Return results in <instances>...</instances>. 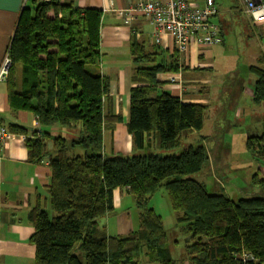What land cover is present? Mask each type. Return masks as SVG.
Here are the masks:
<instances>
[{
    "label": "trees",
    "instance_id": "obj_1",
    "mask_svg": "<svg viewBox=\"0 0 264 264\" xmlns=\"http://www.w3.org/2000/svg\"><path fill=\"white\" fill-rule=\"evenodd\" d=\"M100 22L97 9L28 0L7 49L10 110L34 117L37 127L24 144L29 160H47L50 169L52 214L34 207L28 215L31 264H138L141 257L157 264H264V194L235 201L189 177L203 169L208 155L202 142H182L188 131L202 129L207 105L184 103L163 89L161 74L177 72L178 65L156 62L137 41L129 47L134 68L125 123L133 152L104 154L103 133L121 116L113 112L109 80L86 68L99 61ZM249 70L255 76L252 100L263 103L264 63ZM77 146L83 154L69 155ZM244 146L264 166V129L247 136ZM253 178L264 189V178ZM162 186L179 231L188 237L181 259L172 257L162 218L148 206ZM116 189L132 195L139 211L137 227L120 236L99 224L114 211ZM123 237L133 245L122 246Z\"/></svg>",
    "mask_w": 264,
    "mask_h": 264
},
{
    "label": "crops",
    "instance_id": "obj_2",
    "mask_svg": "<svg viewBox=\"0 0 264 264\" xmlns=\"http://www.w3.org/2000/svg\"><path fill=\"white\" fill-rule=\"evenodd\" d=\"M56 1L72 7L93 8L101 11L99 61L88 66L94 73L99 72L109 80V96L113 102V112L121 116L120 122L113 124L112 128L105 129L103 133L105 155H128L133 152L131 138L125 125L128 118L129 92L132 86L131 75L134 68L133 55L129 50L132 41H137L146 50L154 53L156 62L174 60L178 65L177 72L161 74L163 78L169 76L174 78L173 82L165 83L162 86L163 89L171 95L179 97L184 103L206 104V110L209 109L208 101L202 94L207 90V84L211 80L203 76L206 71L202 68L207 65L205 63L210 59L211 46L197 45L192 41L188 52L185 55L179 54L174 48L171 36L164 34L161 42H155L153 25L143 15L135 14L125 24L123 17L117 11L134 5L137 0ZM195 1L198 4L203 2V0ZM27 2L28 0H0V64L7 52L22 8ZM214 3L218 12L213 17V21L220 27V42H223V35L230 31L231 26L238 27V31L243 28L244 33L249 31L250 36L247 44L250 43V47H247V49L249 48L247 54L250 55V59L255 65H262L264 63V23L250 21L244 12L242 0H214ZM252 80L250 88H247L246 85H239L235 90L232 89L236 99L235 105L228 106V103L225 102V106L222 107L221 113L226 108L233 110L231 122L226 118L218 120V128L220 126L222 129L238 127L241 139L238 147L244 156H247L244 146L245 138L249 135L259 134L264 129V102L260 104L253 102L252 89L255 79ZM33 121L34 117L27 111L12 112L10 110L7 78L0 80V124L4 125L8 131L13 132L9 129L12 125H19L26 130L33 129ZM75 131L77 129H73V132ZM189 132L191 131L185 134L182 146L193 143L191 137H188V135L192 136V134H188ZM202 143L209 160L213 162L212 158H215L214 153H217V149H210L211 147H207L204 141ZM213 145L217 147V143ZM47 147L51 149L49 141H47ZM230 151L226 149L223 152L226 155H232L233 153ZM0 156L2 157L0 164V264H31L35 246L29 242V236L33 231L32 223L28 217L29 212L34 207L51 212L47 192L50 181L48 162L44 160L37 163L29 160L24 140L18 138L5 140L0 147ZM256 167H258V172L259 168L262 169L264 166L256 162ZM125 192L124 189L113 191L114 209ZM106 216L109 218V214ZM125 221L128 222V219ZM100 226H104L110 235H125L121 234L122 232H115L116 234L109 232L108 226L105 224ZM170 229H166V233L171 255L173 258L181 259L187 236L181 234L180 225L176 222ZM130 230L126 232L128 233ZM172 232L175 234L170 235ZM132 245L131 241L126 247ZM138 264L157 263L149 262L145 257H141Z\"/></svg>",
    "mask_w": 264,
    "mask_h": 264
},
{
    "label": "rangeland",
    "instance_id": "obj_3",
    "mask_svg": "<svg viewBox=\"0 0 264 264\" xmlns=\"http://www.w3.org/2000/svg\"><path fill=\"white\" fill-rule=\"evenodd\" d=\"M244 32L243 28L238 31V27L231 26L230 31L223 35V42L211 45L210 59L206 61L205 64L207 65L202 68L206 71L203 76L211 80L207 84V90L202 94L208 101L209 109L206 110L202 129L199 132L191 131L188 133L192 134V136L188 135V137H191L193 143L204 141L207 147H211L210 149H217V153H214L215 158H212L213 162L208 157L203 169L200 172L189 175V177L204 183L209 193H225L235 201L239 198L264 194V189H262L260 184L254 182L253 178L255 173H258V177L261 178L259 176L260 171L257 172V160H254L248 152H245L247 156H244L239 151L238 145L241 139L238 127H235V129L231 127L222 129L220 126L218 128L219 119L221 121L222 118H226L229 122L232 120L233 114L231 112L233 110L230 108H226L221 113L225 102L228 103V106L236 104L232 89L235 90L239 85H246L247 88H250L252 79H255V76L248 68L252 64L255 65L250 59V55L247 54L249 49L247 47H250V43L247 44L250 32ZM86 68L90 72H94L89 66ZM60 126L59 124L54 125V127ZM61 127L63 128V126ZM59 130L54 132L59 131L63 134L62 136L71 140V137H69L70 132H63L60 128ZM49 142L51 143V141ZM214 143H217V147H214ZM226 149L231 150L230 152L233 154L226 155L224 153ZM179 150L180 148H176L173 151L179 152ZM141 152L137 151L138 154H141ZM160 152L163 153L164 151ZM73 153L83 154V151L77 146L69 149L68 154L72 155ZM148 206L152 207L161 216L162 223L166 229L169 230L172 224L174 225L175 215L170 209L163 186L149 197ZM138 213L134 197L125 192L121 201L115 205L114 211L109 214V218L107 216L101 218L99 224H105V226H108L107 230L114 234L119 232L126 234L127 230H133L137 227ZM51 214L52 212H50ZM126 219H128V222L125 221ZM174 234L175 232L170 233V235ZM131 241L132 239L123 237L120 244L126 247ZM79 256L83 259L81 253H79Z\"/></svg>",
    "mask_w": 264,
    "mask_h": 264
},
{
    "label": "built area",
    "instance_id": "obj_4",
    "mask_svg": "<svg viewBox=\"0 0 264 264\" xmlns=\"http://www.w3.org/2000/svg\"><path fill=\"white\" fill-rule=\"evenodd\" d=\"M242 2L244 12L250 21L264 23V0ZM217 12L214 0H203L202 4L195 0H137L134 5L117 11L125 24L133 15H143L153 25L155 42H161L162 36L167 34L172 37L175 50L183 55L188 52L192 41L201 46H211L221 41L220 27L213 21ZM10 65V57L6 52L0 64V80L8 77ZM163 80L168 83L173 82L174 78L169 76ZM33 127H37L35 120ZM34 128L26 134H17L0 124V147L9 138L24 140L27 136H32ZM35 131L38 133V130ZM259 171L260 177L264 178V167Z\"/></svg>",
    "mask_w": 264,
    "mask_h": 264
},
{
    "label": "water",
    "instance_id": "obj_5",
    "mask_svg": "<svg viewBox=\"0 0 264 264\" xmlns=\"http://www.w3.org/2000/svg\"><path fill=\"white\" fill-rule=\"evenodd\" d=\"M186 240H188V237H187V239Z\"/></svg>",
    "mask_w": 264,
    "mask_h": 264
}]
</instances>
